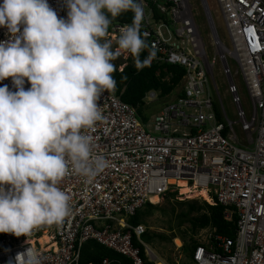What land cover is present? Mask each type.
Instances as JSON below:
<instances>
[{"label":"built area","instance_id":"built-area-1","mask_svg":"<svg viewBox=\"0 0 264 264\" xmlns=\"http://www.w3.org/2000/svg\"><path fill=\"white\" fill-rule=\"evenodd\" d=\"M198 1L209 40L197 20ZM213 1L227 42L209 0H138L140 31L149 52L156 50L148 65L183 68L182 96L148 116L125 103L116 89L106 91L99 101L103 120L86 134L93 137L94 154L103 156L108 166L91 182L71 171L63 178L59 187L70 196L72 211L61 224L41 226L27 238L0 233V264H16L17 255L28 249L38 254L39 264H82L89 241L131 264H157L158 255L142 240L144 227L130 220L148 204L181 195L180 182L205 191L208 203L226 209L228 221L237 217L233 237L212 227L205 231L193 253L194 264H264V0ZM49 3L66 17L62 0ZM129 24H111L106 39L116 44L120 29ZM7 39L6 29L0 28V41ZM217 73L226 82L232 117ZM238 79L247 91L249 109ZM4 85L16 90L12 78L0 82ZM30 86L26 81L25 88ZM160 99L159 92H148L144 111ZM101 264L121 262L105 258Z\"/></svg>","mask_w":264,"mask_h":264},{"label":"clouds","instance_id":"clouds-1","mask_svg":"<svg viewBox=\"0 0 264 264\" xmlns=\"http://www.w3.org/2000/svg\"><path fill=\"white\" fill-rule=\"evenodd\" d=\"M60 17L49 0H0V233L29 237L61 224L72 211L59 187L71 173L91 182L108 165L86 134L103 120L99 101L115 87L112 62L122 52L136 66L156 57L141 35L138 0H62ZM131 12L117 48L106 39L110 24ZM26 81L31 85L25 88ZM28 249L16 264H39Z\"/></svg>","mask_w":264,"mask_h":264},{"label":"trees","instance_id":"trees-1","mask_svg":"<svg viewBox=\"0 0 264 264\" xmlns=\"http://www.w3.org/2000/svg\"><path fill=\"white\" fill-rule=\"evenodd\" d=\"M156 13V16L159 15ZM133 14L131 12L122 14L120 17L112 21L111 24L115 22L119 23H132ZM110 24V25H111ZM142 35V33H141ZM142 38L146 41L148 48L141 53L140 59L143 60L148 56L150 50V44L147 39L142 35ZM115 50V46L113 45ZM116 66V71L113 73V78L116 82L115 87L121 99L135 107L138 108L141 115H143L144 103L143 100L146 94L150 91H157L160 93V98L164 99L172 95L176 89L181 85L182 80L185 76V70L179 66L170 65H146L143 67H137L133 58H130L124 62L121 61L119 57L112 61ZM127 63L122 71L120 67ZM182 96V94H181ZM177 193L169 194L168 197H176ZM159 209L157 205L148 204L145 208L134 217L131 218V223L133 225H142V221L145 217L149 216L154 210ZM204 211L200 217L192 219V230L196 233L199 230L214 228L217 233L233 237L235 234V222L237 217H234V221L230 222L225 219L226 209L220 205H209L204 202L203 205L197 206L196 204L190 205V212H200ZM142 240L147 243L151 242L152 238L146 233ZM197 247V242L194 244L193 250L191 252V262L193 261V253ZM142 255L145 257L142 250ZM105 258L119 260L121 264H131V261L124 256L102 246L95 241H89L84 246L82 252V264H101L102 260Z\"/></svg>","mask_w":264,"mask_h":264},{"label":"rangeland","instance_id":"rangeland-1","mask_svg":"<svg viewBox=\"0 0 264 264\" xmlns=\"http://www.w3.org/2000/svg\"><path fill=\"white\" fill-rule=\"evenodd\" d=\"M209 2L219 34L222 39L227 42V31L218 8L213 0H209ZM199 3V1L196 3V13L198 14L197 20L202 32L209 40L210 31L208 23ZM113 45L116 47V44ZM118 57L121 61L125 62L127 53ZM217 81L220 87L223 103L229 116L232 117L234 110L229 97L225 93L227 85L224 78L219 73H217ZM238 83L241 87V95L245 107L249 109L247 91L240 79H238ZM182 90V85H180L172 95L151 104L144 112H146L148 116L157 114L167 103L178 99L182 94ZM215 105L218 107V102H216ZM207 200H209V197ZM204 202L208 203L206 200H203V198L201 199L197 197L188 199L177 193L176 197H165L164 200L157 205L159 209L154 210L149 216L143 219L142 226L146 233L152 238L151 242H147V245L158 255L159 259L162 260L164 264H192L190 256L194 244L198 241H203L205 231L209 228L199 230L196 233L193 232L191 223L192 219L200 217L205 212H190V205L196 204L197 206H201ZM208 204L211 205L210 203ZM178 240L180 241L179 245L177 244Z\"/></svg>","mask_w":264,"mask_h":264},{"label":"bare ground","instance_id":"bare-ground-1","mask_svg":"<svg viewBox=\"0 0 264 264\" xmlns=\"http://www.w3.org/2000/svg\"><path fill=\"white\" fill-rule=\"evenodd\" d=\"M179 185L182 188L181 189V193H182L181 195L182 196H185L188 199H193V198L198 197V198H201V199L203 198V200L208 201L207 199L209 196L207 195V193L205 191L194 190V189L190 188L185 182H180ZM209 200H210V198H209ZM161 201L162 200H160L159 202L157 201L156 202L157 205L160 204ZM177 244L178 245L180 244L179 240L177 241ZM157 264H164V262L162 260L158 259Z\"/></svg>","mask_w":264,"mask_h":264},{"label":"crops","instance_id":"crops-1","mask_svg":"<svg viewBox=\"0 0 264 264\" xmlns=\"http://www.w3.org/2000/svg\"><path fill=\"white\" fill-rule=\"evenodd\" d=\"M129 58H130V57H129ZM129 58H128V59H129ZM128 59H126V60H125V62H126ZM123 65H125V66H126V65H127V63H124ZM123 65H122V66H123ZM123 69H124V68H123Z\"/></svg>","mask_w":264,"mask_h":264}]
</instances>
